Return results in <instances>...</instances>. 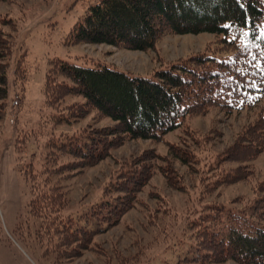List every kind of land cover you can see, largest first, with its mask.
<instances>
[{
    "label": "trees",
    "instance_id": "1",
    "mask_svg": "<svg viewBox=\"0 0 264 264\" xmlns=\"http://www.w3.org/2000/svg\"><path fill=\"white\" fill-rule=\"evenodd\" d=\"M10 23L8 17L0 21V123L6 116L13 48L11 34L2 27ZM167 33L219 36L215 50L223 56L209 48L147 77L104 63L78 66L58 59L47 75L43 87L47 107L69 96L83 101L67 107L66 115L53 116V124L76 122L91 111L114 123L85 135L49 140L39 168L33 156L20 168L28 200L14 232L25 247L52 260V264L73 261L91 250L93 239L117 225L133 208L136 194L157 168L152 161L165 162L166 158L152 150L143 153L114 173L102 199L76 215L68 213L70 203L64 182L106 159L111 149L126 140L158 142L187 118L212 109L227 115L257 109L253 123L217 155L219 162L231 165V169L222 179H215L210 192L249 181V166L264 154V0H97L74 24L68 42L144 52L152 50ZM23 142L18 138L14 151L20 153ZM169 155L188 168L195 164L193 153L173 145ZM64 157L72 161L62 162ZM163 168L159 170L169 182V170ZM261 193L264 181L254 189L255 198L247 206H196L186 216L188 237H181V246L184 240L187 242L179 253L181 257L177 258L168 246V258L146 264H264Z\"/></svg>",
    "mask_w": 264,
    "mask_h": 264
},
{
    "label": "rangeland",
    "instance_id": "2",
    "mask_svg": "<svg viewBox=\"0 0 264 264\" xmlns=\"http://www.w3.org/2000/svg\"><path fill=\"white\" fill-rule=\"evenodd\" d=\"M96 2L97 0L0 2V21H6L7 17L11 19V23L2 29L11 34L13 43L7 75L6 116L0 123V195H3L0 198V227L7 236L11 234L23 247L33 264H52V260L25 247L15 232H12V227L20 218L28 200L20 168L32 156L35 167L39 168L42 153L46 151L49 140H56L64 135H85L92 129L114 125L111 120L98 117L95 111L76 122L53 124V116L57 117L60 113L66 115L67 107L83 101L69 96L61 103L52 105V108L47 107L43 87L52 65L58 59L78 66L104 63L122 72L147 77L155 70L187 60L209 48L217 55L223 53L215 50L220 37L211 34L167 33L152 50L144 52L104 44H71L68 42L70 30L88 7ZM256 115L257 109H244L228 115L212 109L206 114L187 118L179 128L158 142L126 140L123 145L111 149L109 156L103 161L78 174H72L64 182L70 203L66 211L76 215L104 197L105 188L110 185L114 173L123 169V165L150 150L162 159L166 158L165 162L152 161L151 165L157 166L153 176L136 194L133 208L117 225L96 236L92 249L83 252L81 257L70 262L61 260L59 264H146L168 258L170 252L165 253L168 246L171 252L177 253V258L178 255L181 257L179 253L185 249L183 245H187L184 240L181 246V237L183 234L188 237L186 216L193 208L202 207L206 203L231 204L237 208L247 206L255 198L254 189L264 181V154H261L249 166L252 170L249 181L210 192L215 179H222L231 169V165L219 162L221 159L217 155H221L235 142L238 134L253 123ZM18 138L24 140L23 149L20 153H13ZM172 145L193 153L195 164L188 168L172 159L169 155ZM10 156L14 158L13 176L10 163L7 170ZM71 161L70 157L62 158V162ZM159 167H164L166 172L169 170V182ZM262 195L264 194L261 193L260 196ZM222 264L236 263L229 261Z\"/></svg>",
    "mask_w": 264,
    "mask_h": 264
},
{
    "label": "crops",
    "instance_id": "3",
    "mask_svg": "<svg viewBox=\"0 0 264 264\" xmlns=\"http://www.w3.org/2000/svg\"><path fill=\"white\" fill-rule=\"evenodd\" d=\"M9 163H10V171L13 176L14 158L12 159L11 156H10V162H7V170ZM0 172H1L0 174H2L1 167H0ZM0 198H3L2 194L0 195ZM19 222H20V218L16 221V223L12 227V232L15 231V228ZM0 264H33L31 259L28 258L27 255L25 254L23 247L13 238L11 234L7 236L6 233L3 232L1 227H0Z\"/></svg>",
    "mask_w": 264,
    "mask_h": 264
},
{
    "label": "snow or ice",
    "instance_id": "4",
    "mask_svg": "<svg viewBox=\"0 0 264 264\" xmlns=\"http://www.w3.org/2000/svg\"><path fill=\"white\" fill-rule=\"evenodd\" d=\"M247 21H245V23H246ZM225 27H229V25H225ZM233 39H235V37H233ZM253 59H255V57L253 58Z\"/></svg>",
    "mask_w": 264,
    "mask_h": 264
}]
</instances>
